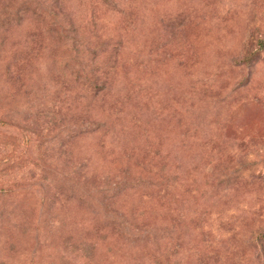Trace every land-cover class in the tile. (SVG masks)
<instances>
[{
    "label": "rangeland",
    "instance_id": "rangeland-1",
    "mask_svg": "<svg viewBox=\"0 0 264 264\" xmlns=\"http://www.w3.org/2000/svg\"><path fill=\"white\" fill-rule=\"evenodd\" d=\"M260 42L264 0H0V264H264Z\"/></svg>",
    "mask_w": 264,
    "mask_h": 264
},
{
    "label": "trees",
    "instance_id": "trees-1",
    "mask_svg": "<svg viewBox=\"0 0 264 264\" xmlns=\"http://www.w3.org/2000/svg\"><path fill=\"white\" fill-rule=\"evenodd\" d=\"M260 43H263V45H260V46H264V42H260ZM235 175L234 174H229V175H226L225 177H224V180H227V179H229V183H230V181H232V180H234L235 179V177H234ZM229 190L231 189L230 188V186H228L227 187ZM200 226V229L201 230H204V228L202 227L203 225H199ZM203 249H197V252L195 253V256H194V259H193V261L194 262H196L195 264H200L199 263V261H202V258L204 257V256H206V257H211V255H212V253H213V251H211V253H210V251L209 252H204V251H202Z\"/></svg>",
    "mask_w": 264,
    "mask_h": 264
}]
</instances>
